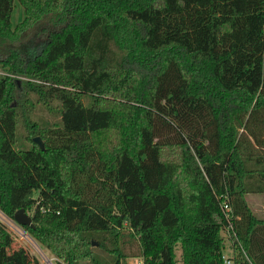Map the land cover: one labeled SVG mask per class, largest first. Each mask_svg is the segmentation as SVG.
<instances>
[{
    "label": "trees",
    "instance_id": "trees-1",
    "mask_svg": "<svg viewBox=\"0 0 264 264\" xmlns=\"http://www.w3.org/2000/svg\"><path fill=\"white\" fill-rule=\"evenodd\" d=\"M41 22L58 29L39 53L0 56V212H29L55 264H223L226 196L236 264H264L247 201L264 194V0H0V44ZM14 241L0 222V264H39Z\"/></svg>",
    "mask_w": 264,
    "mask_h": 264
},
{
    "label": "rangeland",
    "instance_id": "rangeland-1",
    "mask_svg": "<svg viewBox=\"0 0 264 264\" xmlns=\"http://www.w3.org/2000/svg\"><path fill=\"white\" fill-rule=\"evenodd\" d=\"M24 17L23 8L15 3V8L11 15L13 25L19 23ZM58 29V26H53L48 22H41L37 24L33 30L25 33L22 37L13 43L0 44V56H6L8 48L18 47L23 51H30L31 54H37L40 52L44 42L48 39L49 33L53 30ZM3 73V72H1ZM5 74V73H3ZM2 74V75H3ZM20 84V78L14 77ZM34 117L37 120H43L47 122H53L46 111L39 108L37 109ZM22 132L19 130V135ZM249 207L253 214L261 220H264V194H251L247 196ZM27 213V212H26ZM30 216V213H27ZM0 222L12 233L14 237V247H22L25 249L27 254L33 259L37 260L39 264H55L56 258L44 250L24 229L25 226L18 225L13 219L3 215L0 212ZM29 237H28V236ZM36 244V245H35ZM38 247V248H37ZM42 250V251H41ZM41 252V253H40ZM46 257V258H45ZM127 263L134 264L138 263V258H128ZM83 264V263H82Z\"/></svg>",
    "mask_w": 264,
    "mask_h": 264
},
{
    "label": "built area",
    "instance_id": "built-area-1",
    "mask_svg": "<svg viewBox=\"0 0 264 264\" xmlns=\"http://www.w3.org/2000/svg\"><path fill=\"white\" fill-rule=\"evenodd\" d=\"M219 209L223 220L221 235L225 242V248L221 256L223 264H236L235 257L238 252L247 259L239 244L238 236L234 226V212L226 196L220 197ZM248 260V259H247Z\"/></svg>",
    "mask_w": 264,
    "mask_h": 264
},
{
    "label": "water",
    "instance_id": "water-1",
    "mask_svg": "<svg viewBox=\"0 0 264 264\" xmlns=\"http://www.w3.org/2000/svg\"><path fill=\"white\" fill-rule=\"evenodd\" d=\"M17 84L19 85V81H17ZM33 141L41 148L43 149V144L41 140L38 137H35ZM13 220L20 226H25V227H32V221L31 217L25 212L24 209H19L17 210L14 215H13Z\"/></svg>",
    "mask_w": 264,
    "mask_h": 264
},
{
    "label": "bare ground",
    "instance_id": "bare-ground-1",
    "mask_svg": "<svg viewBox=\"0 0 264 264\" xmlns=\"http://www.w3.org/2000/svg\"><path fill=\"white\" fill-rule=\"evenodd\" d=\"M28 236V235H27ZM29 237V236H28ZM36 245V244H35ZM38 248V247H37ZM42 251V250H41ZM41 253V252H40ZM46 258V257H45Z\"/></svg>",
    "mask_w": 264,
    "mask_h": 264
}]
</instances>
